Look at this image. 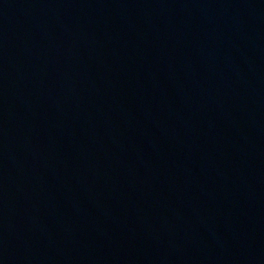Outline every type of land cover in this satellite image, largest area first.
I'll return each instance as SVG.
<instances>
[{"label":"water","instance_id":"95a60500","mask_svg":"<svg viewBox=\"0 0 264 264\" xmlns=\"http://www.w3.org/2000/svg\"><path fill=\"white\" fill-rule=\"evenodd\" d=\"M0 264H264V0H0Z\"/></svg>","mask_w":264,"mask_h":264}]
</instances>
